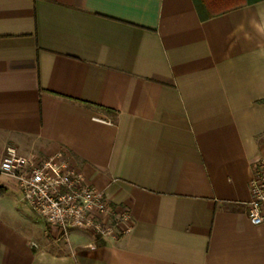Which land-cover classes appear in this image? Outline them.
Returning a JSON list of instances; mask_svg holds the SVG:
<instances>
[{
  "label": "crops",
  "instance_id": "1",
  "mask_svg": "<svg viewBox=\"0 0 264 264\" xmlns=\"http://www.w3.org/2000/svg\"><path fill=\"white\" fill-rule=\"evenodd\" d=\"M10 145L67 151L133 227L57 240L0 174V264H264L247 215L264 0L210 17L196 0H0V162Z\"/></svg>",
  "mask_w": 264,
  "mask_h": 264
},
{
  "label": "built area",
  "instance_id": "2",
  "mask_svg": "<svg viewBox=\"0 0 264 264\" xmlns=\"http://www.w3.org/2000/svg\"><path fill=\"white\" fill-rule=\"evenodd\" d=\"M0 174L12 179L32 210L56 229L57 240L67 237L71 229L104 237H119L132 230L130 209L114 204L105 190L87 183L65 150L38 157L10 145L0 162ZM250 186L247 215L260 224L264 221V157Z\"/></svg>",
  "mask_w": 264,
  "mask_h": 264
},
{
  "label": "trees",
  "instance_id": "3",
  "mask_svg": "<svg viewBox=\"0 0 264 264\" xmlns=\"http://www.w3.org/2000/svg\"><path fill=\"white\" fill-rule=\"evenodd\" d=\"M196 3L205 12V17H210L241 6L244 0H196Z\"/></svg>",
  "mask_w": 264,
  "mask_h": 264
},
{
  "label": "rangeland",
  "instance_id": "4",
  "mask_svg": "<svg viewBox=\"0 0 264 264\" xmlns=\"http://www.w3.org/2000/svg\"><path fill=\"white\" fill-rule=\"evenodd\" d=\"M17 206L20 207V208H24V209H26V210H29V207H28L26 204H23V203H17ZM47 234H48L49 237H51V236H50V233L48 232V229H47ZM54 239H55V238H54Z\"/></svg>",
  "mask_w": 264,
  "mask_h": 264
}]
</instances>
